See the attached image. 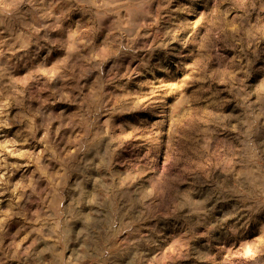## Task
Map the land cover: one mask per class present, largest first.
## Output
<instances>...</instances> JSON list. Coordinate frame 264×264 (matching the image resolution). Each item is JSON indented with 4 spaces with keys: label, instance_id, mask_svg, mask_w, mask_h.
Listing matches in <instances>:
<instances>
[{
    "label": "rangeland",
    "instance_id": "rangeland-1",
    "mask_svg": "<svg viewBox=\"0 0 264 264\" xmlns=\"http://www.w3.org/2000/svg\"><path fill=\"white\" fill-rule=\"evenodd\" d=\"M0 264H264V0H0Z\"/></svg>",
    "mask_w": 264,
    "mask_h": 264
}]
</instances>
